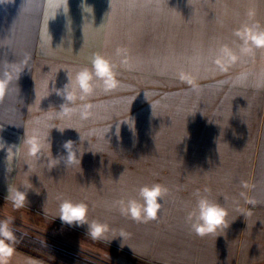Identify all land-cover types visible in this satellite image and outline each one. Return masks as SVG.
<instances>
[{"label":"rangeland","instance_id":"obj_1","mask_svg":"<svg viewBox=\"0 0 264 264\" xmlns=\"http://www.w3.org/2000/svg\"><path fill=\"white\" fill-rule=\"evenodd\" d=\"M119 2L0 0V72L6 63L22 68L0 97V219L9 218L15 230L29 237V245L40 241L93 264H152L117 242L121 225L130 226L134 219L114 203L136 194L134 186L121 181L141 168L192 166L201 151L219 152L223 161L215 166L222 167L233 166L234 156L238 161L247 152L248 144L232 142L231 122L244 125L245 132L247 125L233 114L231 91L215 85V75H232L231 63H215L225 46L217 48L216 36L239 48L241 39L236 32L167 30L166 5L157 9L146 1V6L128 9L117 7ZM262 50L256 48V64ZM96 52L114 61L118 85L105 90L97 84L63 113L66 98L57 89L68 82L67 72L91 67ZM34 133L51 144L35 157L24 142ZM69 139L78 155L83 153L81 165L60 159L49 167L50 152L54 158L66 156L63 144ZM211 165L205 160L196 166ZM29 185L32 199L14 208L6 199L8 190ZM55 198L88 203L89 219L110 225L108 238L93 240L86 235L87 224L63 223L51 212L59 209ZM14 249L8 264L47 263Z\"/></svg>","mask_w":264,"mask_h":264},{"label":"crops","instance_id":"obj_2","mask_svg":"<svg viewBox=\"0 0 264 264\" xmlns=\"http://www.w3.org/2000/svg\"><path fill=\"white\" fill-rule=\"evenodd\" d=\"M119 1L117 7L125 5L128 9L146 6V1L154 2L157 9L166 5L167 30L237 33L244 25L264 29V0ZM216 39L220 42L218 49L222 44L230 46L229 38L224 41L216 36ZM229 48L240 52L234 42ZM256 60V48L250 54H239L230 65V83L228 76L215 75L216 89L231 91L233 114L239 120L244 119L247 125L245 132L244 125L231 122L235 123L231 130L232 142L248 144L247 152L238 155V161L234 156L236 166H215L223 161L222 155L201 151L199 162L192 166L141 168L120 180L123 186H134L135 193L143 183L158 182L169 188V193L161 198L162 207L156 219L133 220L130 226L121 225L117 242L137 258L152 264H264V48L258 64ZM181 156L184 161L188 159L185 153ZM201 156L212 165L196 166L202 164ZM197 193L208 195L228 209L227 225L216 233L199 236L185 223ZM31 197L32 190L28 191L27 199ZM51 212L58 214V210ZM121 233L125 236H120Z\"/></svg>","mask_w":264,"mask_h":264},{"label":"clouds","instance_id":"obj_3","mask_svg":"<svg viewBox=\"0 0 264 264\" xmlns=\"http://www.w3.org/2000/svg\"><path fill=\"white\" fill-rule=\"evenodd\" d=\"M237 36L242 40L240 52H233L227 45L223 46L220 54L216 57L215 63L221 67L238 59L239 54L252 53L254 48H264V29L257 26L244 25L237 31ZM117 49V54H120ZM22 71L21 65L17 63H6L0 72V97L7 92L11 82L17 78ZM68 82L57 92L66 98V102L61 105L63 113L73 110L72 105L77 99H84L94 90L97 84H102L105 90L115 88L119 81L116 78L115 63L108 56L101 52H96L91 57V67L83 66L67 72ZM183 78L184 74L181 73ZM88 106L85 105V108ZM85 111L83 115H88ZM63 130V129H61ZM25 144L30 156H37L42 150L50 147L46 138L39 134H32L26 137ZM66 149V156L54 158L50 152L51 159L49 167L55 166L63 159L66 164H80L82 154L78 155L74 142L69 139L63 144ZM29 186L24 188H10L6 199L12 202L14 208H23L27 203V193ZM169 193V188L158 182L143 183L136 188L135 195H126L114 203L119 212L137 221H148L156 219L162 207L161 198ZM89 205L84 201H74L64 198L60 201L57 216L68 225L87 224L86 235L93 240H104L112 231L106 221L89 219ZM56 216V217H57ZM228 209L218 201L210 198L206 194L197 193L194 205L185 217V223L189 230L199 236L209 233H216L222 226L227 225ZM123 237V234L121 235ZM115 238V237H114ZM16 233L9 218L0 219V264H8L9 258L14 253V242Z\"/></svg>","mask_w":264,"mask_h":264},{"label":"trees","instance_id":"obj_4","mask_svg":"<svg viewBox=\"0 0 264 264\" xmlns=\"http://www.w3.org/2000/svg\"><path fill=\"white\" fill-rule=\"evenodd\" d=\"M14 231L16 233V240L13 245L14 247L30 253L49 264H93L91 262L84 261L80 257L70 254L65 250L62 251L57 248H54L53 250L48 249L46 248V245L40 243V241L32 240L33 243L29 245L26 243L27 239H29L27 235L15 229Z\"/></svg>","mask_w":264,"mask_h":264}]
</instances>
